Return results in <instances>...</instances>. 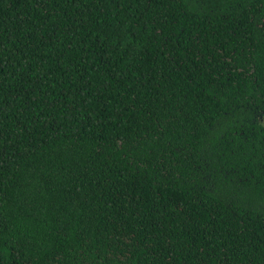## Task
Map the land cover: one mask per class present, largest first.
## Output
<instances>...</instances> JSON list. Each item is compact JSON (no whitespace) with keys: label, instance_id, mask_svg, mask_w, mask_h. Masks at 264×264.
<instances>
[{"label":"trees","instance_id":"trees-1","mask_svg":"<svg viewBox=\"0 0 264 264\" xmlns=\"http://www.w3.org/2000/svg\"><path fill=\"white\" fill-rule=\"evenodd\" d=\"M0 264H264V0H0Z\"/></svg>","mask_w":264,"mask_h":264}]
</instances>
